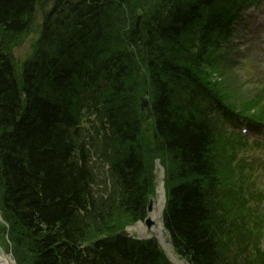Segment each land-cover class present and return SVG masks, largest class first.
Wrapping results in <instances>:
<instances>
[{"label": "trees", "instance_id": "obj_1", "mask_svg": "<svg viewBox=\"0 0 264 264\" xmlns=\"http://www.w3.org/2000/svg\"><path fill=\"white\" fill-rule=\"evenodd\" d=\"M53 2L17 74L11 50L39 0H0V221L17 263L170 264L155 239L117 232L146 217L150 158L165 167L162 221L177 256L264 264L250 232L238 234L252 247L248 261L232 250L242 227L234 215L249 201L233 197L219 165L229 139L220 124L236 115L209 73L242 0Z\"/></svg>", "mask_w": 264, "mask_h": 264}, {"label": "rangeland", "instance_id": "obj_2", "mask_svg": "<svg viewBox=\"0 0 264 264\" xmlns=\"http://www.w3.org/2000/svg\"><path fill=\"white\" fill-rule=\"evenodd\" d=\"M52 4L53 0L39 1L35 15V23L32 29L28 34L22 37L19 45L11 50L17 74L22 64L33 58L36 51L35 46L37 44V39L39 38L42 16L48 12ZM219 51L222 53L217 54L218 57L215 58L216 60L214 61L213 59V62H211L209 73L213 72V78L217 79L218 84L220 83V85H218L220 87L216 86V90L219 91L223 97L222 100L224 103L237 111L240 110L241 112L264 118V4H261L257 10H250L242 16V20L239 25H237L235 35H233L227 43H222ZM211 52L210 50L208 54ZM216 53H218V51H216ZM144 79L145 78H142L139 81L141 88L139 105L142 101H146V97L143 96V93L149 88ZM140 111L142 113L144 133L147 140L150 141L151 120L148 116L149 112L146 108ZM246 116L248 117V115ZM248 122L249 121H244V123ZM243 128L248 129V134L244 133L246 137H241L239 134L232 133L230 139L227 140L224 138L221 140V142L224 141L227 147L222 150L218 147V154L221 153L219 165L220 167H225V165L229 163L230 167L237 174V179H242V184L232 187L230 193L236 198L242 191V194H244L249 202L239 209L244 210L234 215V218L238 219L239 223L242 222V227L240 229L242 233L250 232L251 237H256L259 244L253 248V251L264 260V199L258 203L259 205L253 201L252 198L256 196V194L251 185L252 179L256 180L258 187L264 190V135H262L264 129L255 126V124H251V126L245 124V126L241 125L238 127L236 132H240L241 134V129ZM256 129L262 134L257 133ZM220 133H222V129ZM233 144L234 147H231ZM149 159L147 158V162H150L149 164H155L161 167L160 171L156 169L154 173V177L161 180L163 173L165 177V167L157 161L154 162ZM254 162L257 166V172H252ZM160 176L161 178H159ZM240 186H242V189H240ZM260 188H258V191H261ZM154 191L155 189L152 191V196H155ZM158 200L159 196L156 195L153 203L154 214L159 212ZM153 221H161V216L156 217ZM2 225L6 228L7 224L3 223V221L1 223L0 221V235L3 233ZM143 228L144 225L139 226V224H133L123 227L122 230H128L133 237L142 239L146 236L143 232ZM154 228H156V226H154ZM119 231L121 230L117 232L119 233ZM3 237L4 239H0H2L1 244L4 246L5 252L10 255L14 264H19L15 259L14 253L11 252L10 247L7 246L8 241L5 233H3ZM102 237H107V235ZM247 241L249 240L242 239L239 246H247ZM242 249L244 251L242 259L248 261L251 256L250 251L252 247H242ZM258 250L260 253H257ZM172 253H174L173 250ZM177 260V264H186L178 257ZM258 264L262 263L259 262Z\"/></svg>", "mask_w": 264, "mask_h": 264}, {"label": "bare ground", "instance_id": "obj_3", "mask_svg": "<svg viewBox=\"0 0 264 264\" xmlns=\"http://www.w3.org/2000/svg\"><path fill=\"white\" fill-rule=\"evenodd\" d=\"M40 1V0H39ZM246 0H242L241 4H240V7L238 9V12L242 9L243 5L245 4ZM54 3V2H53ZM53 5V4H52ZM126 6L124 5L123 8H125ZM38 8V7H37ZM52 8V6H51ZM50 8V9H51ZM50 9L48 10V12L50 11ZM37 10V9H36ZM47 12V13H48ZM237 12V13H238ZM231 31L235 34V29L233 27H231ZM15 65V64H14ZM16 69V68H15ZM21 69V68H20ZM20 71V70H19ZM159 193H160V198H161V202H162V190L159 189ZM160 204V207L162 206V203H159ZM161 209V208H160ZM159 213H160V210H159ZM154 215V214H153ZM157 215V214H155ZM110 236H113V235H110ZM162 245L163 247L165 248V250H167L168 252V255L169 257L171 258V260L177 264L178 261L177 259L173 256L172 254V251H171V247L165 242V241H162ZM0 249L2 250V254H0V264H14L13 263V260L11 259L10 255H8L6 252H5V249L3 247H0Z\"/></svg>", "mask_w": 264, "mask_h": 264}, {"label": "water", "instance_id": "obj_4", "mask_svg": "<svg viewBox=\"0 0 264 264\" xmlns=\"http://www.w3.org/2000/svg\"><path fill=\"white\" fill-rule=\"evenodd\" d=\"M143 107H146V104H145V103L143 104ZM147 211H148V212L151 211V202L149 203V206H148V208H147ZM145 224L147 225V228H149L150 226L153 225V223H152L149 219L145 220ZM160 233H161L164 237H166V232H165L164 228H160ZM0 254H2V250H1V249H0Z\"/></svg>", "mask_w": 264, "mask_h": 264}]
</instances>
